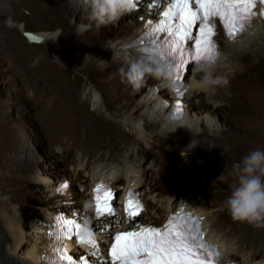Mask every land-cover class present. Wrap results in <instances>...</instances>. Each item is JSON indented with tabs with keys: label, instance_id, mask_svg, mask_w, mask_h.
I'll return each instance as SVG.
<instances>
[{
	"label": "rangeland",
	"instance_id": "obj_1",
	"mask_svg": "<svg viewBox=\"0 0 264 264\" xmlns=\"http://www.w3.org/2000/svg\"><path fill=\"white\" fill-rule=\"evenodd\" d=\"M70 1L0 0L1 173L11 171L10 168L14 163L17 164L18 158L25 160L30 157V174L37 173L39 165L45 162L46 165L53 166L52 164L59 161L62 166L54 169L51 167V176L59 179L67 176L73 187L79 188V183H89L86 177L93 165L110 164L120 167L124 162L121 159L109 162L108 156L96 153H91L90 158L76 149V153L65 158L64 146L69 148L77 138L76 134H82L99 151L102 149L111 154L127 139V131L133 128L130 121L135 123L140 120L143 128L138 136L143 135L142 138L148 142L142 144L155 153L145 166L161 167V160L168 149L175 152L177 158L169 167H181V158L191 160L195 165L190 171L192 179L178 182L176 189L172 188L173 182L168 179L172 172L165 176L166 179L157 173L151 174L145 180L141 190L147 203L149 202L148 218L160 223L162 217L159 216H164L165 212L161 211L163 208L159 200L171 196L176 201L174 204L184 202L186 207H192L193 211L201 210L205 214L203 218H208L210 234L232 242L234 249L231 258L243 263L246 257L264 260V227L257 228L247 222L234 220L231 214L222 213L235 183V178L228 174L233 163L239 162L253 149H264V81L257 79L253 88L241 97L229 98L220 91L217 97H208L213 92L210 88L215 79L228 78L233 69H240L238 65L235 68L230 67L233 61L240 63L241 60L240 57L235 58L232 55L233 52L226 47V40H221L222 49L228 50L225 53L228 61L223 62L214 72L204 75L205 84L195 91L191 101L198 113L195 116L197 124L193 122L192 127L197 133L177 131L176 134L165 137L162 135L165 123L159 117L156 118L152 108L144 114V102L148 98L149 90L154 84L162 85L163 82L155 75L153 79L145 77L139 88H133L119 72L121 67L127 66L130 59L110 54L116 37L126 34L127 21L116 20L99 28L92 24L88 31L78 35L77 26L88 21L84 19V14L77 5ZM23 28L41 32L45 40L40 43L29 42L22 33ZM256 52L257 49L253 53ZM90 58H95L102 64L103 71L97 73L91 68L88 64ZM58 71L65 74V81L61 80L62 76ZM191 75L192 71L188 75L189 80ZM163 86L167 90L166 84ZM164 89L162 95H166ZM207 104L214 110L207 112ZM103 117L111 118L116 124L121 122L124 128L110 122L100 123ZM209 119L214 121L215 128L208 125ZM91 121H96V131L90 129ZM183 124L180 123L179 126ZM94 134L102 136L97 138ZM179 143L189 147V150L180 148ZM90 144L88 148L91 147ZM136 149L137 144L131 141L124 153L129 154ZM171 158L164 157L163 163L170 162ZM131 162L136 169L139 168L140 160L135 158ZM82 164H86L85 168L79 171ZM75 170L79 172L78 175ZM222 173L225 178L217 179ZM30 183L34 182L28 181L29 185ZM35 184V193L30 194L27 199L14 200L11 203L15 211L26 215L37 210L43 213V209L47 208L44 202H51L47 199L50 196L49 190L43 184ZM120 185H126L123 177L117 180V187ZM81 194L87 195V192ZM3 196L9 198L11 193L4 192ZM41 197H45L44 201ZM152 197L153 201L158 200L153 202ZM52 201L55 203L54 197ZM153 211L164 213H157L158 217H154ZM219 217L226 219L224 225ZM25 219L30 226L29 218Z\"/></svg>",
	"mask_w": 264,
	"mask_h": 264
},
{
	"label": "bare ground",
	"instance_id": "obj_2",
	"mask_svg": "<svg viewBox=\"0 0 264 264\" xmlns=\"http://www.w3.org/2000/svg\"><path fill=\"white\" fill-rule=\"evenodd\" d=\"M70 2L72 4H76L75 0H71ZM121 19L127 21V26H126L127 28L125 32L126 34H122L116 37V40L112 44V50L110 54H112L115 57L124 58L128 60L129 59L130 60H143L148 65L152 66L153 68H156V64L153 61H150L149 59H147L144 56L143 52L136 48V45H132V43L135 42L136 36L140 33V28L143 22L142 23L141 21L138 22V19L135 18V16L129 15V14H123L118 20H121ZM226 47L227 48L229 47L228 49H230L233 52L232 55L235 58L240 57V60H241L240 63L233 61L234 63L232 62L230 67L235 68V66L238 65L240 66V69H236V70L233 69L234 70L233 73L231 75L229 74L230 76L228 78L224 77L223 78L224 80L215 79L213 81V83L211 84L212 87L210 88V90L211 89L213 90L212 94L209 93L210 90L208 91L209 93L208 97L212 99L217 97L219 91L224 92L226 96H228L229 98L237 97V96L241 97L243 93L249 92L253 88V85L257 83V79H262L264 81V22L254 24L251 30L245 35L239 36L233 41H226ZM255 49H257V52L253 53ZM222 51H223L222 58H220L218 62L216 60L214 63H205L202 65L196 66L193 69L191 67L188 68L185 79H188L190 83V91L188 93L189 94L188 98H185V101H187V107H186V112L183 117L173 119L172 116L168 113V110L165 109L164 104H160V102L157 101V100H160L159 98L170 99V95L173 92L167 87H166L167 90H165L163 86L164 84L169 83L170 76H166V75L157 76L156 75V78H159L160 81L163 82V84L162 85L155 84V85L158 86V88H162V89L159 94L154 95L153 86L151 87L148 93L150 96L148 95L147 100H145L144 102V104L146 105L143 104L144 111H145L144 114L146 115V111H151V108H152V112L154 111L156 113V118L159 117L162 120V122L165 123V127H164L163 134H162L163 136L167 137L169 134H176L177 131L179 132L181 131L182 133H184V132H187V130L189 131L188 133H191V132L197 133L193 131L194 128L192 129V127L194 126L193 122L195 123L197 122L195 119V116L198 113L196 112L195 105L193 106L192 105L193 103L191 101L193 99L195 91L200 90L201 86L205 84L204 75H208L207 73L214 72L213 70H215L217 67L219 68L220 66H222V64H224L223 62L228 61L227 60L228 57L226 58V55H225V53L228 50L225 51L224 49H222ZM121 60L123 61V59ZM88 62H89L88 64L90 65V67L93 68L97 73H100L101 71H103L102 64H100L95 58H90ZM242 63H243V66H242ZM191 71H192V75H191V79L189 80L188 75L191 74ZM60 75L62 76L60 77L61 80L65 81V74L62 72L60 73ZM154 76L155 75L153 74H148L146 75V78L153 79ZM58 80L60 82V79ZM163 89L165 90L164 93L166 92V95L161 94ZM209 105L208 104L205 105V109L207 110V112H211L214 110ZM155 107H157V109H155ZM136 114H139V112L136 111ZM141 115L143 116V114ZM95 122L96 121L89 122L91 125L90 129L92 131H96V128H97V124ZM106 122L116 124L111 118H106V117H103L102 121H100V123H106ZM117 123H118L116 124L117 127L124 128L121 122H117ZM130 123H133V128H131L130 131H127L128 136L125 133V136H127L126 137L127 139L122 144H120L121 146L119 148H115V151L111 150L112 151L111 154L110 153L107 154L106 152H104L105 150L102 151V149L99 151L96 145L94 146L93 144H90L89 138H86L85 135L82 136V134L80 135L76 134L77 138L79 139L76 138L74 143H72L69 148L64 146L65 150L63 151L64 152L63 156H65V158L76 153V151L78 152V150H81L85 156H88L90 158H91L90 156L91 153H96L97 155H100V156H108L109 157L108 159H110L108 160L109 162H113V160H117V159H121L122 162H124L123 164L120 165V167H116L115 165H110V164L104 165V166L93 165L92 170L88 173V177H86L87 181L89 182L86 185L87 186L89 185V189L90 188L92 189L94 182L98 180L100 177H105L107 180H112L113 185H115L116 187H117V180L123 177L126 181L125 186L131 185L133 187H136L139 190L141 189V185L144 184L145 180L151 174L158 173L160 176H162L161 178H165L166 175H169L172 172V174L169 176L170 178L168 179L171 182H173L172 184L173 189L178 188V182L187 181L188 179H192L190 171L195 166L193 165L192 161L181 158L180 159L181 167H178V169L169 167L170 165H172L173 163L172 161L174 159H177L175 158L176 157L175 152L174 153L170 152L168 151L169 149L166 150V153L164 152L165 153L164 157L171 158L170 156H172L170 162L168 161V163L167 162L163 163L164 161L163 159L164 157H163L161 160L162 161L161 167L156 168L153 166H150V167L145 166L149 158H152L151 155L155 153H153L149 148L147 149L142 144V142L143 143L148 142V141L146 142V139L142 138L143 135H141L140 137L138 136L139 133H142L141 130L143 128L142 127L143 123L140 120H138V122H135V123L133 121H130ZM180 123H184L183 124L184 126L183 125L179 126ZM207 123L208 125L212 126V128L213 127L215 128L214 121L209 119ZM99 136L101 137L102 135L100 134ZM99 136L97 138H99ZM131 141H134L137 144V149L134 151H131L129 154L124 153L125 148H127L128 144ZM108 143H110V141ZM89 144L91 145L90 148H88ZM180 144L181 143H179V145ZM180 148H182L183 150H189V147L186 148L183 145H180ZM135 158L140 160V165L138 169H136L135 168L136 166H133L131 162ZM46 163L47 162L43 163V165H39L38 167L39 171H37V173L30 174V172L32 171V168L30 165V157H28V159H25V160L18 158L17 164L14 163L13 165L14 167L12 166L10 168L11 171H7L4 173H1L0 171V263L1 264H20V262H26L28 264H40L38 251L40 250V244L43 238L42 235H40V232L43 229L46 222L50 219L51 214L56 210V207H54L53 201H52L53 197L55 198L52 191H54V187L56 186V183L59 180H64L65 178H67V176L64 177L63 179H59V178L51 176V173H50L51 171L50 169H52L51 167H53L54 169L55 167L61 165L59 161L55 162V164H52L53 166H49L48 164L46 165ZM85 165L86 164L80 165L78 168L79 171L84 170ZM75 171L78 175L79 172H77V170ZM77 179L78 178H76V181ZM28 181L29 182L33 181L34 183H36L35 185L37 186H40L41 184H43L49 190L50 196L47 197V199H49L51 202H44V204L47 205V208L43 209L44 211L43 213H40L37 210V211H31V213H28V214L26 213L25 215V214H21L20 211H15L14 208L11 206V203L14 200L20 201L21 199H27L30 196V194L35 193V190L33 188L34 183H30L29 185ZM71 190H73L72 187H71ZM7 191L9 192V194L11 193V196L9 198H4L3 196L4 192H7ZM78 196L81 197L83 195L79 193ZM153 198L154 197H152V201H153ZM41 199L42 201H44L43 199H45V197H41ZM150 199H151V196H150ZM156 200H154L153 202H156ZM159 202L160 204H162L161 208H163L161 211L165 212L164 216L161 215L162 217H165L167 216L169 212L176 210L178 205L186 204L184 202H181L178 205L174 204L176 201L173 200L171 196L166 197V199H160ZM187 208L192 210V207L190 208L189 206H187ZM161 211L159 212L153 211L154 215L152 216L158 217L157 213L159 214L164 213ZM194 212L201 214L202 218L204 217L203 215H205L201 213V210L200 212L199 210L198 211L194 210ZM222 213L225 215L227 213L228 215L230 214L227 207L222 208ZM26 217H28L29 220L31 221L30 226L26 223V219H25ZM207 219L203 218L205 225H206V228H205L206 235L210 238V240L219 244L220 249L222 250V254H223V261L233 260L232 263H234L235 262L234 259L231 258V254L234 249L232 242L231 243L226 242L224 238H223L224 240L223 241L221 238H218V235H216L217 237L212 236L209 232V229L211 228H209L210 223L209 224L207 223ZM224 219L223 218L220 219V222L223 225L226 220ZM244 260H246L244 264L257 261L255 259H248V257L244 258ZM261 261H264V260L261 259Z\"/></svg>",
	"mask_w": 264,
	"mask_h": 264
},
{
	"label": "snow or ice",
	"instance_id": "obj_3",
	"mask_svg": "<svg viewBox=\"0 0 264 264\" xmlns=\"http://www.w3.org/2000/svg\"><path fill=\"white\" fill-rule=\"evenodd\" d=\"M264 4V0H260ZM136 8L133 0L132 9ZM256 0H173L162 19L146 25L154 34L165 33L169 38L166 47L154 50L159 57L161 67L167 72L176 73V83L173 88L179 96H183L181 81L189 62L196 65L214 63L219 58L218 45L215 36V18L223 24L230 39H235L240 33L246 32L256 18L253 9ZM264 17V12L260 13ZM193 29L197 35H193ZM187 44V47H186ZM149 52L148 49H143ZM148 59L153 60V55ZM177 114L182 112V104L177 103ZM67 188V184L59 186ZM97 217L114 215L112 207L113 192L108 185H98L94 190ZM143 205L138 200L129 198L126 214L129 218L139 215ZM58 240L71 238L73 230L81 245L93 249L98 247L95 240L82 235L84 225L73 219L57 218ZM113 243L110 244L111 264H218V253L203 239L200 218H193L181 212L178 216L169 217L162 228L142 227L138 231L113 233ZM67 245L57 249L58 264H76V260L67 255ZM215 253V255H214Z\"/></svg>",
	"mask_w": 264,
	"mask_h": 264
},
{
	"label": "clouds",
	"instance_id": "obj_4",
	"mask_svg": "<svg viewBox=\"0 0 264 264\" xmlns=\"http://www.w3.org/2000/svg\"><path fill=\"white\" fill-rule=\"evenodd\" d=\"M75 3L77 7L83 12L84 19L88 21L87 23H81L77 26V34L79 35L83 32L88 31L92 24H95L96 27L99 28L102 26H106L109 23L115 22L123 14L131 11L133 0H75ZM217 39L220 46V55L217 59L218 62V60L222 58L223 55L221 40H232L227 39L222 34V32H220ZM189 67L193 69L196 66L188 64L185 71V76ZM119 72L121 74V77L125 79L133 88H139L146 75L148 74L168 76V74L163 73L162 70L153 68L143 60H130L127 62L126 67H121L119 69ZM185 76L183 81L187 85V91H185L183 97L176 96L174 93H172L170 95V99L159 98L160 100H157L158 102H160V104H164L165 109L167 108L166 110H168V113L172 116L173 119L183 117L186 112L187 101H185V98H188L189 96L188 93L190 91V83L185 79ZM171 81L172 79L170 77L169 83H166V87L173 92L172 88L170 87ZM161 89L162 88H158V86L154 84L153 94H159ZM177 102L182 104V112H180L179 114H177V105L174 106ZM172 108L174 110H172ZM228 174L235 178V183L232 186V191L225 202V206L227 207L233 219L237 221L247 222L257 228L264 227V149L257 148L249 151L241 158L239 162L233 163L232 168L229 170ZM224 178V173H222L217 179L223 180ZM71 187L73 188L72 192L74 194V197L80 198L78 196L79 193H77L76 191L79 190V188L75 189L72 182ZM80 193L82 192L80 191ZM83 233L86 238H89L91 236V233L87 228L84 229ZM221 256V261L224 264H229L233 261H223L222 250ZM234 261V263L236 264H244L243 262H240L238 260ZM255 263L264 264V261L257 260L248 264Z\"/></svg>",
	"mask_w": 264,
	"mask_h": 264
},
{
	"label": "water",
	"instance_id": "obj_5",
	"mask_svg": "<svg viewBox=\"0 0 264 264\" xmlns=\"http://www.w3.org/2000/svg\"><path fill=\"white\" fill-rule=\"evenodd\" d=\"M22 33L27 38V40L29 42L40 43V42H43L45 39L44 35L41 32L34 30V29H30V28L24 29L23 28ZM186 80H188V79H186Z\"/></svg>",
	"mask_w": 264,
	"mask_h": 264
}]
</instances>
